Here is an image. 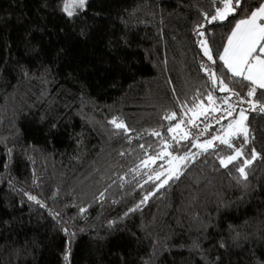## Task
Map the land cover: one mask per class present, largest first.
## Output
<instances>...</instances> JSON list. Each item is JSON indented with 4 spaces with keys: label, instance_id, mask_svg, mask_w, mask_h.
<instances>
[{
    "label": "trees",
    "instance_id": "16d2710c",
    "mask_svg": "<svg viewBox=\"0 0 264 264\" xmlns=\"http://www.w3.org/2000/svg\"><path fill=\"white\" fill-rule=\"evenodd\" d=\"M260 2L209 23L222 2L86 0L68 17L63 0H0V264H264V112L248 102L264 90L219 59ZM241 110L247 143L168 145L176 124L205 140ZM166 145L188 159L159 187Z\"/></svg>",
    "mask_w": 264,
    "mask_h": 264
},
{
    "label": "snow or ice",
    "instance_id": "6c2138e0",
    "mask_svg": "<svg viewBox=\"0 0 264 264\" xmlns=\"http://www.w3.org/2000/svg\"><path fill=\"white\" fill-rule=\"evenodd\" d=\"M222 2L223 7H218L215 15L205 19L209 23L217 20H226L229 16L236 13L239 9L243 8V0H214V3ZM86 0H63L62 11L66 13L68 17H72L76 14L77 9H83L85 6ZM203 35V33H200ZM201 46L204 51V55L212 59V54L207 46L205 41H200ZM260 54H264V0L260 2L259 7L252 10L250 14L245 15V18L240 19L236 22L234 28L231 31V34L228 36L227 45L224 47V52L220 55L219 59L224 62L225 68L228 72L231 73V77H239L242 81L250 82V86L247 92L248 97H253L256 94L257 89H264V57ZM211 78L213 83H216L218 77L215 73H211ZM240 82V81H237ZM219 90L220 91H229L228 85L224 80H219ZM234 95H239L238 93H233ZM209 100H212V97L209 96ZM251 105L252 110L259 112H264V105H259L257 107L256 103L248 101ZM229 115L231 113L229 112ZM166 119L172 120L175 119V114L167 116ZM247 120L244 110L240 112V119L234 121V124H229L225 130L223 137H214L213 139H218L221 144L226 145L228 148H233L232 143L230 142L229 137H234L237 134L243 135L245 137L244 143H247L248 139V127L245 125L244 121ZM192 123V121H189ZM113 126L116 129H123L127 131L126 126L123 122H117L115 119L111 121ZM180 128V124L176 125V129ZM207 130V129H205ZM169 131H175V129H169ZM203 134V133H201ZM153 135H159V133H153ZM182 139H187V136L181 137ZM203 151H207L208 148L213 147L212 140L207 141L205 144L196 145ZM143 147V146H141ZM242 151L240 149H235L233 155H228L226 158H220L221 166L227 167L229 164H232L239 157L242 156ZM149 159L152 162H155V158L150 157ZM187 156L182 157H173V160H186ZM256 159V153L253 151L252 159H245L243 165L238 168L240 175L247 178L246 176V167L252 163V160ZM147 165L148 161L143 162ZM171 163V162H170ZM161 174H157L155 179L159 180ZM173 177L179 178L178 165H174L170 168L168 178L162 181L159 187H163L164 184L168 182V179ZM151 179V177H150ZM30 200H35V197L29 196ZM147 200V196L145 197ZM223 247V245H221ZM65 261L68 260L67 252L64 256Z\"/></svg>",
    "mask_w": 264,
    "mask_h": 264
},
{
    "label": "rangeland",
    "instance_id": "374dc122",
    "mask_svg": "<svg viewBox=\"0 0 264 264\" xmlns=\"http://www.w3.org/2000/svg\"><path fill=\"white\" fill-rule=\"evenodd\" d=\"M219 21H222V20H219ZM231 113V112H230ZM246 116V115H245ZM224 118L226 119V124L224 125L223 128L220 129V131L218 133H214L212 136L208 137L207 139L205 140H200L199 137H197L196 135H194L190 130H188L187 127L185 126H182V124H180V128L179 129H176V125L172 128V129H175V131H170L171 132V143H169L168 145L170 146L171 144L175 143V144H178L180 142H183V141H186V140H190L191 141V144L200 149L199 147H197L196 145H200V144H205L207 141L209 140H212L213 142V147L217 144L220 143V141L218 139H213L214 137H223L224 134H225V130L227 129L228 125L229 124H234V121L236 120H239L240 119V113L238 114L237 112L235 113V115H232L231 113V116L227 113V116H224ZM221 120V119H219ZM246 121V120H245ZM244 121V123H245ZM188 123V122H187ZM193 123V122H192ZM191 123V124H192ZM214 123H220L218 120H215V121H212L210 123L211 124H214ZM222 124V123H221ZM220 124V125H221ZM219 127H222V126H219ZM187 128V129H186ZM187 136V139H182L181 137L183 136ZM239 136V134H237L236 136L234 137H229V139H232V138H235ZM168 145H166V149H164L162 151V154L160 155V157H157L155 159V162H152V160L150 159V163H153L152 166H154L155 164H157V169H156V173H161V175H169V171H170V168L174 165H178V171H180V168L182 165L185 164L186 160H173V157H182V156H174L172 155L169 150H168ZM212 148V147H211ZM210 149V148H208ZM202 150V149H200ZM203 151V150H202ZM171 162V163H170ZM149 164V163H148ZM151 165V164H150ZM160 175V176H161ZM164 181V180H163Z\"/></svg>",
    "mask_w": 264,
    "mask_h": 264
},
{
    "label": "crops",
    "instance_id": "0c3cea01",
    "mask_svg": "<svg viewBox=\"0 0 264 264\" xmlns=\"http://www.w3.org/2000/svg\"><path fill=\"white\" fill-rule=\"evenodd\" d=\"M226 45H227V42H226ZM226 45H225V46H226ZM223 52H224V50H223ZM223 52H222V54H223ZM222 54H221V55H222ZM260 55H261L262 57H264V54H260ZM221 61H222V60H221ZM222 63L224 64L223 61H222ZM226 69H227V68H226ZM229 73H230V72H229ZM230 74H231V73H230ZM263 90H264V89H263Z\"/></svg>",
    "mask_w": 264,
    "mask_h": 264
}]
</instances>
